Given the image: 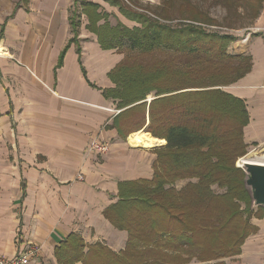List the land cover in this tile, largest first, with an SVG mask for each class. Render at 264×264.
<instances>
[{
	"label": "trees",
	"instance_id": "16d2710c",
	"mask_svg": "<svg viewBox=\"0 0 264 264\" xmlns=\"http://www.w3.org/2000/svg\"><path fill=\"white\" fill-rule=\"evenodd\" d=\"M104 1L135 25L111 24L109 12L92 0L80 1V11L75 16L71 9L68 20L69 43L76 44L83 76L81 15L99 48L124 53L107 72L113 85L101 90L118 110L105 128L122 139L143 128L166 143L154 149L152 178L119 182L116 199L103 211L107 222L126 232L124 248L88 244L71 231L54 246L56 263L190 264L193 258L198 264H224L221 259L240 254L244 240L257 231L252 219L261 218L264 208L251 206L245 174L236 166L249 147L242 131L249 120L246 105L224 88L248 73L251 58L229 53L237 36L220 28L236 29L239 7L254 21L264 0H209L225 9L221 22L190 0H162L153 16L132 9L129 0V5ZM173 19L177 22L170 24ZM154 51L182 62L146 63L131 56ZM182 179L189 180L176 189Z\"/></svg>",
	"mask_w": 264,
	"mask_h": 264
},
{
	"label": "crops",
	"instance_id": "0c3cea01",
	"mask_svg": "<svg viewBox=\"0 0 264 264\" xmlns=\"http://www.w3.org/2000/svg\"><path fill=\"white\" fill-rule=\"evenodd\" d=\"M72 2L0 0V255L32 243L40 255L30 264H57L54 246L71 231L123 249L126 232L103 211L119 182L152 178L154 150L130 147L131 133L122 139L105 128L118 110L101 90L112 86L107 72L121 55L82 29L83 76L69 43ZM259 14L228 48L251 58V68L224 88L245 102L244 142L264 152V6ZM94 139L108 151L89 150ZM252 223L257 231L224 264H264V214Z\"/></svg>",
	"mask_w": 264,
	"mask_h": 264
},
{
	"label": "rangeland",
	"instance_id": "374dc122",
	"mask_svg": "<svg viewBox=\"0 0 264 264\" xmlns=\"http://www.w3.org/2000/svg\"><path fill=\"white\" fill-rule=\"evenodd\" d=\"M80 1H82V0H77L75 3L72 2V4H71L72 5L70 7V9H72L71 13L74 14L75 16L80 11V5H79ZM86 1H89V0H86ZM92 1H94V2L96 1V3L101 5V8L103 10L109 12L110 15L108 16V18H109V21H110L111 24H115L117 21H120L121 23L125 24L129 28H131V27H133L135 25V23L129 21L126 18H124L118 12L117 7L112 6L111 4H109L108 2H106L104 0H92ZM122 1L126 5H129V2L132 3V5H130L132 9L134 8L135 10H137L139 12H145L147 15L149 14L150 16H153V14H151V10L152 9L162 5V0H129V2H128V0H122ZM190 1H193L195 4L200 6L204 11H207L209 13V15L213 16L218 21H220V22L224 21L223 18H224V16H226V11H225L224 8L216 7V6L212 5L211 1H209V0H190ZM178 3L179 2L177 1V3L175 4V8H174V14H176L175 16H177L176 7H177ZM146 9H148V11ZM237 12L240 14V17L235 20V26H237L236 29H226L224 27H221L220 29H222L224 31H229V32L233 33L234 35H236V33H241V31L244 30L245 28H250V27L253 26V23H254L255 20L250 22L251 20H249V18L245 14V11L242 8L239 7L237 9ZM237 12H235L234 14H236ZM234 14H232V15H234ZM78 16H80V15H78ZM172 16H173V11H172ZM231 18H227V19H230L231 21H234V19H231ZM74 19L76 21L77 17H74ZM78 19H80V26H79V31H78V33H80V32H82V29L83 30L85 29V25H86L87 20L85 19V17L83 15L78 17ZM176 22H177L176 19L175 20L173 19V20L169 21L170 24H175ZM214 28H216V27H214ZM84 31H87V30L85 29ZM69 34L72 35V32L70 31ZM79 38H80V34H78V39ZM126 53H128V52H126ZM119 55H121V57H120V59H121L124 56V53L121 52ZM131 56L133 57L132 59H134V60L136 59L138 61H143V62H146V63H151V62H154V61H160V59L172 60L176 64L182 62L181 57L179 58V57H176L175 54H171L169 52H164L163 53L161 51L149 52V54H143V55H137L136 53H132ZM151 98H152L151 94L149 96H147V98H146L147 102ZM112 108L114 110L115 106L113 105ZM155 148H157V147H154V148L152 147V150H154ZM254 152L264 153V152L258 151L255 148L253 149L252 147H248L247 148V153L245 155L252 154ZM245 155H243V156H245ZM241 157L242 156H240V158ZM240 158H238V159H240ZM188 180L189 179L178 180L177 182L174 183V186L176 187V189H180L182 187V185H184ZM192 181H195V180H192ZM213 188L215 190L217 189L215 186H213ZM254 219H256V218H253L252 222L254 221ZM215 261L216 260H214V262ZM217 261H220V260H217ZM190 264H198V263L195 260H193V258H192V260L190 261Z\"/></svg>",
	"mask_w": 264,
	"mask_h": 264
},
{
	"label": "water",
	"instance_id": "95a60500",
	"mask_svg": "<svg viewBox=\"0 0 264 264\" xmlns=\"http://www.w3.org/2000/svg\"><path fill=\"white\" fill-rule=\"evenodd\" d=\"M126 143L130 147H137L138 144L129 136L126 138ZM236 166L242 168L245 174L244 184L250 194L251 206L264 208V163L237 159Z\"/></svg>",
	"mask_w": 264,
	"mask_h": 264
},
{
	"label": "built area",
	"instance_id": "2783aa9c",
	"mask_svg": "<svg viewBox=\"0 0 264 264\" xmlns=\"http://www.w3.org/2000/svg\"><path fill=\"white\" fill-rule=\"evenodd\" d=\"M107 146V142L94 139L90 142L88 149L104 154L108 151ZM39 255V247L32 243H26L21 250L16 251L10 256L0 255V264H30Z\"/></svg>",
	"mask_w": 264,
	"mask_h": 264
},
{
	"label": "bare ground",
	"instance_id": "6f19581e",
	"mask_svg": "<svg viewBox=\"0 0 264 264\" xmlns=\"http://www.w3.org/2000/svg\"><path fill=\"white\" fill-rule=\"evenodd\" d=\"M130 139L132 141L138 142L137 147L146 149H152V147H161L166 143L165 139L157 138L142 129L131 133ZM239 160L264 163V153L254 152L252 154L242 156Z\"/></svg>",
	"mask_w": 264,
	"mask_h": 264
}]
</instances>
